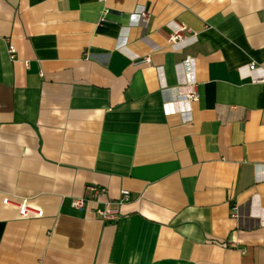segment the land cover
Masks as SVG:
<instances>
[{
	"label": "crops",
	"instance_id": "obj_1",
	"mask_svg": "<svg viewBox=\"0 0 264 264\" xmlns=\"http://www.w3.org/2000/svg\"><path fill=\"white\" fill-rule=\"evenodd\" d=\"M187 60L190 121L163 110ZM250 64L264 71V0H0V264H264ZM89 187L104 193L73 208ZM121 190L118 220L98 219ZM22 199L43 216L21 219Z\"/></svg>",
	"mask_w": 264,
	"mask_h": 264
},
{
	"label": "built area",
	"instance_id": "obj_2",
	"mask_svg": "<svg viewBox=\"0 0 264 264\" xmlns=\"http://www.w3.org/2000/svg\"><path fill=\"white\" fill-rule=\"evenodd\" d=\"M135 15L139 16V18L147 22L148 21V14L143 10V8H137L134 12ZM189 30L184 25H178L177 29L170 33L169 35L165 36V41L168 44H175L178 41H181L184 38V35L188 33ZM7 53L9 59L11 61L16 60V50L12 45L7 46ZM148 59H145L147 61ZM186 65L192 64V69L188 71L187 82L183 86H180L177 89V99L174 102L167 103L163 105V110L167 115L179 114L183 117L184 121H190L191 116L189 115L190 110L189 107L183 108L180 106V102L186 103L188 106L192 101L197 100V93L195 91V77H194V68L193 62H189L187 60ZM189 69V67H188ZM247 70L249 72V77L253 83H264V71L257 68L254 64H250L247 66ZM254 74V76H252ZM89 191L93 193L92 198H76L72 200V207L77 210H86L90 203L95 202L103 193L104 190H101L96 187H89ZM129 201V192L127 190H121L119 198L111 203H106L104 207L99 208L95 207L92 211L93 214L105 223H114L119 218V208ZM5 205L13 204L8 198L3 200ZM15 206L18 209V215L21 219H27L30 217L41 218L43 216V212L33 207L29 206L27 199H22L20 202L16 203ZM232 218L237 217V208L234 207L231 213Z\"/></svg>",
	"mask_w": 264,
	"mask_h": 264
}]
</instances>
